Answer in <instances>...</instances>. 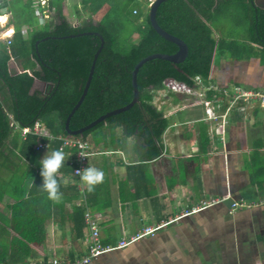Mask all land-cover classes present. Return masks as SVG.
Listing matches in <instances>:
<instances>
[{
  "label": "crops",
  "instance_id": "0c3cea01",
  "mask_svg": "<svg viewBox=\"0 0 264 264\" xmlns=\"http://www.w3.org/2000/svg\"><path fill=\"white\" fill-rule=\"evenodd\" d=\"M75 1L63 3L72 26L80 24L79 1L72 9ZM152 1L141 2L149 8ZM223 1L225 8L211 23L222 49L205 85L264 93V48L251 38L249 12L237 4L234 14L229 0ZM257 2L264 5V0ZM250 3L246 5L253 10L264 11L253 0ZM135 10L134 15H143L141 9ZM104 16L102 9L93 19L101 21ZM221 16L231 19V27L218 21ZM237 27L245 33L237 35ZM5 29L14 33L9 24ZM138 38L134 32V42ZM11 59L14 73L32 75L20 60ZM46 87L50 85L35 79L31 92L45 95ZM206 98L211 99L212 92ZM198 100L154 90L153 105L168 122L156 158H151L153 150L139 134L128 136L115 124L105 123L82 138L95 152L86 168L102 170L104 180L89 192L69 167L68 152L58 175L59 201L49 200L40 188L39 161L51 150L37 151L36 145L35 157L30 153L24 157L11 140L16 138L20 146L33 135L23 139L10 125L11 138L0 150V264H51L54 258L67 262L86 255L91 239L86 212L97 217L103 245L117 246L146 227L171 223L155 236L113 249L90 264H264V107L256 102L237 105L224 119L213 122ZM224 102L221 114L228 108V100ZM9 117L18 123L10 113ZM35 196L45 199L41 203L49 205L48 215L32 200ZM209 199L222 202L172 223L186 207ZM241 200L261 204L232 211L231 203Z\"/></svg>",
  "mask_w": 264,
  "mask_h": 264
},
{
  "label": "trees",
  "instance_id": "16d2710c",
  "mask_svg": "<svg viewBox=\"0 0 264 264\" xmlns=\"http://www.w3.org/2000/svg\"><path fill=\"white\" fill-rule=\"evenodd\" d=\"M35 1H0V13L2 8H6L11 15L9 25L14 29L11 41H0V150L12 135L9 113L21 126H33L40 121L55 137H71L65 131V124L82 95L101 39L104 46L96 61L88 94L70 120L72 131L84 128L132 101V72L142 59L158 53L172 55L178 51L175 44L157 34L150 24L149 15L142 22V14L138 12L137 16L134 15L136 8L140 10L138 4L142 0H78V26H72L66 20L63 13L65 0L49 2L60 20L57 24L53 20L38 18L42 10L34 8ZM250 1L229 0L228 3L233 6L243 4L247 9L252 21L251 29L249 27L251 38L264 48V11L257 12L252 6L250 8L246 5ZM223 3L226 2L168 0L162 3L157 10V23L188 45V57L179 65L160 59L147 62L137 77L139 103L86 131L82 138L86 139L105 123L115 124L122 126L128 136L139 134L145 145L153 150L151 158L159 156L157 143L168 127V122L153 106L151 88L160 89L163 82L169 79L189 86L195 85L196 77H201L204 84L208 81L214 57L222 49V43L213 37L211 23L225 8ZM102 9L105 16L95 22L93 16ZM134 32L139 34L137 42L130 41ZM85 33L90 34L66 38ZM11 58L20 60L24 71L29 70L32 75L14 73L9 67ZM35 79L50 85L48 94L31 92ZM17 143L16 138L11 140L12 146L19 148L24 157L28 153L35 157L33 153H36L34 147L38 144L37 137L30 136L20 146H16ZM60 146L61 142H52L49 150H59ZM35 197L32 200L39 203L40 210L48 215L49 205L45 207L41 203L45 199ZM32 228L35 230V226Z\"/></svg>",
  "mask_w": 264,
  "mask_h": 264
},
{
  "label": "built area",
  "instance_id": "2783aa9c",
  "mask_svg": "<svg viewBox=\"0 0 264 264\" xmlns=\"http://www.w3.org/2000/svg\"><path fill=\"white\" fill-rule=\"evenodd\" d=\"M1 1V0H0ZM154 1L151 2L150 6ZM2 4V2H0ZM39 7L42 11L38 13V18L42 20H49L52 12L49 7V0H38L34 4V8ZM8 11L6 8L1 9L0 17H7ZM7 19L5 23H0L2 26H6L8 23ZM7 33V32H5ZM8 42L11 41V37L7 39ZM195 85L189 86L185 83H181L175 80H165L163 82L162 88L160 91L165 93H173L179 95H188V96H196L199 98L197 104L201 105L205 109V113L208 121L217 122L220 119H224L227 115V112L230 111L233 107L241 104H252L253 102L259 103L262 107H264V93H260L258 91L245 89L243 87L235 86L232 90L221 89L218 87H208L204 84V81L201 77H196L194 79ZM200 88V90L197 89ZM154 90L151 88V94L154 99ZM158 90V89H157ZM212 92V98L207 99L206 95L208 92ZM204 98V99H203ZM152 99V100H153ZM228 100V108L225 110L223 114L222 112L224 107V101ZM153 104V101H152ZM154 106V105H153ZM10 125L15 130L20 131V135L23 139H26L29 135L36 136L38 138V144L36 147L37 151H45L49 150L52 142L58 141L61 142V146L59 150H62L65 155L70 152V159L67 162L69 167L72 168L73 174L76 178L80 176L77 174L78 171H82L86 168L89 157H91L95 152H93L91 144L83 140L82 138H71L64 137L59 135L55 137L50 134L47 128L43 123L37 121L33 126H23L20 127L18 123L11 119ZM222 202L219 199H209L202 200L196 204L186 207L173 221L178 222L181 218L189 217L191 215L198 214L205 210L208 207L215 206L218 203ZM260 203H247L245 201H237L231 203V210L235 211L238 209L249 208L254 205H259ZM85 223L88 225L91 230V239L90 243L87 247L86 255L76 258L72 261H60L56 258L51 260V264H90L92 260L98 258L100 255L113 251L116 248H123L128 246L130 243L143 239L145 237H153L158 231L167 227L171 223H163L157 227H146L140 231H138L135 235L130 236L128 238H123L118 242L117 246L111 245H103L100 241V231L99 225L97 221V217H93L90 212L85 213Z\"/></svg>",
  "mask_w": 264,
  "mask_h": 264
},
{
  "label": "water",
  "instance_id": "95a60500",
  "mask_svg": "<svg viewBox=\"0 0 264 264\" xmlns=\"http://www.w3.org/2000/svg\"><path fill=\"white\" fill-rule=\"evenodd\" d=\"M168 0H154L153 4L151 5L150 9H149V21L151 26L153 27V29L157 32V34L159 36H161L162 38H164L165 40L175 44L178 47V51L175 54L169 55V54H154V55H150L144 59H142L135 67L134 70L132 72V85H133V89H134V94H133V99L132 101L126 105L125 107L116 109L114 111H111L103 116H101L100 118H98L96 121H94L93 123H91L90 125L81 128L79 130L76 131H72L70 129V120L73 117V115L75 114V112L80 108V106L82 105V103L84 102L92 79L94 77V73H95V66H96V61L103 49L104 46V41L103 39H101V45L99 47V49L97 50V52L94 55V59L91 65V69L87 78V82L86 85L84 87V90L82 92V95L78 101V103L75 105V107L73 108V110L71 111V113L69 114L66 124H65V131L69 136H78V137H83L84 133L90 129H93L94 127L98 126L99 124L105 122L107 119L111 118V117H115L119 114H122L128 110H130L133 106L137 105L139 103L140 100V92L138 89V83H137V77H138V73L139 70L149 61L151 60H155V59H160V60H164L170 63H173L174 65H179L181 63H183L186 58L188 57L189 54V47L188 45L180 38L169 34L168 32H166L165 30H163L159 24L157 23L156 20V14H157V10L160 7V5L164 2H166ZM253 4L257 7V8H261L264 9V5L260 4L257 2V0H253ZM90 33H85V34H78V35H71L68 36L66 38H76L82 35H88Z\"/></svg>",
  "mask_w": 264,
  "mask_h": 264
},
{
  "label": "clouds",
  "instance_id": "9594fccd",
  "mask_svg": "<svg viewBox=\"0 0 264 264\" xmlns=\"http://www.w3.org/2000/svg\"><path fill=\"white\" fill-rule=\"evenodd\" d=\"M37 1H35V3ZM150 7L151 6H149V9ZM50 10L52 12L51 15L52 17L55 11L51 7ZM8 15L10 14L8 13ZM52 20H54V17L52 18ZM7 24H9V20ZM64 162H65V153L62 150H54L50 154L47 153V155H45V157L39 161L41 168L40 175L42 177V185L40 186V188L47 193L49 200L59 201L61 199L62 194L60 193L59 190L58 175L61 167L64 165ZM77 174L80 176V180L87 186L89 192L94 191L95 187L101 184L104 180L103 171L91 166L85 168L82 171H78Z\"/></svg>",
  "mask_w": 264,
  "mask_h": 264
},
{
  "label": "rangeland",
  "instance_id": "374dc122",
  "mask_svg": "<svg viewBox=\"0 0 264 264\" xmlns=\"http://www.w3.org/2000/svg\"><path fill=\"white\" fill-rule=\"evenodd\" d=\"M66 2H68V0H66ZM76 4H78V1H75V3H74V5L72 6V9H73V7L76 5ZM132 6H136V5H132ZM138 6H139V8L141 9V11H142V13H143V16L146 18L148 15H149V8H148V6L146 5V4H144L143 2H140L139 4H138ZM69 7V6H68ZM74 8H76V7H74ZM80 9V8H79ZM237 10V8H236V6H233L232 8H231V10H230V12L231 11H233V13L235 14V12L234 11H236ZM53 16H54V14H53ZM53 16H52V18H53ZM55 17H57V13H55ZM229 17H231V16H229ZM11 18V15H8L7 14V17L5 18L6 20L7 19H10ZM56 24L58 23L57 21H55V20H53ZM220 23H222V24H224L225 26H229V27H231V19L230 18H228V17H226V18H223L222 16L220 17V19L218 20ZM3 23H5V22H3ZM75 25H78L77 24V21H75ZM239 25H242L243 27H244V23L243 22H240L239 23ZM245 25L246 26H248L249 24L248 23H245ZM243 27H237L236 29H235V32H236V34L237 35H241V34H243V33H245V32H243V31H241V29L243 28ZM26 29V28H25ZM6 29H5V25L4 26H2V25H0V41H4V40H6V39H8V38H10L11 36H12V30H10L9 32H7V33H5L6 31H5ZM127 30H128V26H126V28H125V31L127 32ZM247 35H250V33L249 32H247L246 33ZM245 34V35H246ZM8 35V36H7ZM246 35V36H247ZM139 39V38H138ZM130 41L132 42H134V34H132L131 36H130ZM41 89V88H40ZM45 151H48V150H45ZM44 152V151H43Z\"/></svg>",
  "mask_w": 264,
  "mask_h": 264
},
{
  "label": "bare ground",
  "instance_id": "6f19581e",
  "mask_svg": "<svg viewBox=\"0 0 264 264\" xmlns=\"http://www.w3.org/2000/svg\"><path fill=\"white\" fill-rule=\"evenodd\" d=\"M5 21H6L5 17L0 18V22H1V23L5 22ZM7 36H8V35H7Z\"/></svg>",
  "mask_w": 264,
  "mask_h": 264
},
{
  "label": "flooded vegetation",
  "instance_id": "af4514ba",
  "mask_svg": "<svg viewBox=\"0 0 264 264\" xmlns=\"http://www.w3.org/2000/svg\"><path fill=\"white\" fill-rule=\"evenodd\" d=\"M259 2V1H258ZM45 83V82H44ZM49 92H47V87H46V90L44 91V94H48Z\"/></svg>",
  "mask_w": 264,
  "mask_h": 264
}]
</instances>
